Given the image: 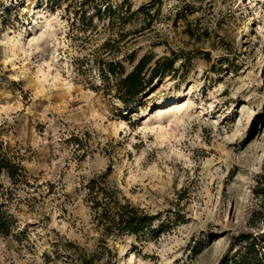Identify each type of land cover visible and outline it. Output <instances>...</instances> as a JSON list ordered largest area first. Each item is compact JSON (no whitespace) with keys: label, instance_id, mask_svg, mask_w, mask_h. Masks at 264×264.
<instances>
[{"label":"rangeland","instance_id":"rangeland-1","mask_svg":"<svg viewBox=\"0 0 264 264\" xmlns=\"http://www.w3.org/2000/svg\"><path fill=\"white\" fill-rule=\"evenodd\" d=\"M127 1L158 8L113 22L121 52L174 59L136 110L74 69L82 42L62 9L0 0V140L25 174L16 186L1 176L16 225L0 236V264H59L74 258L67 242L94 264H217L233 235L262 229L248 222L264 215L252 193L264 173V0ZM100 24L87 47L107 36ZM107 171L118 198L167 229L102 235L83 185Z\"/></svg>","mask_w":264,"mask_h":264},{"label":"trees","instance_id":"trees-1","mask_svg":"<svg viewBox=\"0 0 264 264\" xmlns=\"http://www.w3.org/2000/svg\"><path fill=\"white\" fill-rule=\"evenodd\" d=\"M44 2L50 10L62 9L66 18L70 20L68 33L72 39L82 42L79 45V56L71 60L74 69L81 72L95 73L97 84L91 85L94 91H101L103 95L117 100L124 110L143 107L142 97L151 87L152 81L173 70V58L155 57L152 53L136 56L134 52L122 53L117 38H112V24L119 22L122 27L128 23V14L144 12L153 7L156 12L158 4H142L130 11V3L122 0L112 4L108 0H35ZM158 3L160 0H157ZM125 15V16H124ZM100 27L108 30L107 36L98 44L87 47L89 37L86 33H93ZM126 64L128 68L126 69ZM107 172L91 176L83 185L84 200L92 213V221L96 228L105 236L131 235L136 240L154 238L167 229V222H163L159 213H148L142 209L118 198L115 192L105 184ZM5 176L12 186L24 181V169L20 156L12 151L9 145L0 140V236L11 235L15 229L16 220L9 212L8 202L12 194L1 182ZM259 207L264 202V173L256 176V184L252 189ZM258 231H241L232 236L225 253L217 264H264V215L259 210L255 217L249 218V227H258ZM71 249L74 258L65 256L59 264H94L92 255L86 256L78 251V246L72 242L66 244ZM200 246L194 248L196 254ZM73 258V259H72ZM51 264H57L51 262Z\"/></svg>","mask_w":264,"mask_h":264}]
</instances>
